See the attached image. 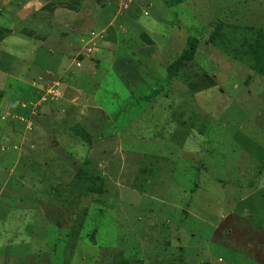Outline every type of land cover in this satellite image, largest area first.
<instances>
[{"label": "rangeland", "instance_id": "1", "mask_svg": "<svg viewBox=\"0 0 264 264\" xmlns=\"http://www.w3.org/2000/svg\"><path fill=\"white\" fill-rule=\"evenodd\" d=\"M0 32V264H264V0H0Z\"/></svg>", "mask_w": 264, "mask_h": 264}, {"label": "trees", "instance_id": "2", "mask_svg": "<svg viewBox=\"0 0 264 264\" xmlns=\"http://www.w3.org/2000/svg\"><path fill=\"white\" fill-rule=\"evenodd\" d=\"M144 38H145V37H144ZM2 39H3V34H2V32H0V42L2 41ZM145 39L147 40V38H145ZM147 41H148L149 43H151L149 39H148ZM258 65H259V68H260V67H261L260 64H258ZM257 69H258V68H257ZM260 70H261V69H260ZM17 118H19V117L16 116L15 120H18ZM20 118L23 119L22 117H20ZM20 118H19V119H20ZM15 120H12V121H15ZM24 120H26V119H24ZM18 121H19L20 123L22 122L21 120H18ZM95 180L97 181V177H95ZM95 185H97V186H96V189H94V190H96L98 193H100V191H101V187L98 186V184H97L96 182H95Z\"/></svg>", "mask_w": 264, "mask_h": 264}]
</instances>
